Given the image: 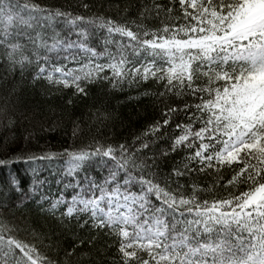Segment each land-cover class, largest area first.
Listing matches in <instances>:
<instances>
[{"label":"snow or ice","instance_id":"6c2138e0","mask_svg":"<svg viewBox=\"0 0 264 264\" xmlns=\"http://www.w3.org/2000/svg\"><path fill=\"white\" fill-rule=\"evenodd\" d=\"M77 7L83 12L0 0L6 71L34 67V81L79 96L97 82L117 88L152 80L163 89L151 93L163 104L161 119L131 144L94 139L77 150L27 157L12 153L6 138L0 166L66 159L51 173L57 194L37 168L27 191L15 175L0 179V209L39 194L41 212L75 239L54 261L0 218V264H103L90 251L97 236L75 235L73 221L81 232L114 240L106 245L116 248L112 264H264V0H80ZM0 116L15 127L6 108ZM111 118L102 112L94 122ZM80 132L74 121L73 138ZM228 170L222 186L247 190L202 200L210 189L192 177L215 175L214 188ZM85 244L89 251L80 250Z\"/></svg>","mask_w":264,"mask_h":264},{"label":"trees","instance_id":"16d2710c","mask_svg":"<svg viewBox=\"0 0 264 264\" xmlns=\"http://www.w3.org/2000/svg\"><path fill=\"white\" fill-rule=\"evenodd\" d=\"M33 2L53 8L71 6L74 11L83 12L77 7L80 0H33ZM88 2L99 4L101 0H88ZM161 2L166 3L167 0H161ZM109 14L114 15V13ZM159 23V21H152L150 26H159ZM58 27L63 26L58 25ZM6 67L3 59L0 58V109L6 108L8 115L15 118L16 125L14 128H7L5 126L7 119L0 116V120L3 121V125H0V148L5 144L6 138H9V143H14V147L11 148L12 153H23L27 157L29 154L40 155L48 151L63 152L66 148L77 150L92 143L94 139L104 143L131 144L134 137L145 131L148 125L161 119L163 104L151 93L163 89L155 81L124 83L117 88H112L106 81L97 82L88 86L87 96H79L74 95L72 89L57 88L42 79L34 81L32 79L34 67L23 74L19 70L15 73L7 72ZM146 92L149 95H145ZM69 99L72 100L71 104L67 103ZM102 112L111 113L112 118L103 123L94 122V117ZM74 121H78L81 126V132L76 138L72 136ZM174 130L175 123L168 128L167 135L172 134ZM13 133H15L14 141L11 139ZM24 137L28 139L25 140ZM151 154V152L148 153V155ZM184 154L181 152L179 155L170 157L167 165L170 166L174 161L180 160ZM64 159L66 158L53 161H21L9 166H0V179L7 178L10 174L15 175L22 181L27 191L32 183V168L38 169L41 179L44 177L53 179L51 173L60 169ZM223 175L225 180L216 184L214 188L215 175L201 174L192 177L200 187L210 189L201 194L202 200H208L211 203L213 199L230 198L231 195H239L241 191L247 190L246 186L223 187L222 184L230 178L231 171H225ZM189 182L188 179L180 181L182 184ZM60 187L53 179L52 194H57ZM37 200H39V194L34 199L24 200L23 203L17 200L18 206L11 211L0 209V218L16 226L14 235L17 239L35 244L42 254L54 261H62L64 250L75 239L73 231L59 225L50 215L42 213L36 203ZM56 215L59 216V212ZM73 229L75 235L85 240L90 236H97L95 247L90 250L94 260L103 261V264H112L113 258H117L115 246L106 247V245L114 244L112 238L102 232L99 234L81 232L75 228L74 221ZM75 242L79 243L78 240ZM80 250L89 251V248L85 244Z\"/></svg>","mask_w":264,"mask_h":264}]
</instances>
